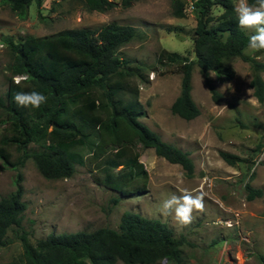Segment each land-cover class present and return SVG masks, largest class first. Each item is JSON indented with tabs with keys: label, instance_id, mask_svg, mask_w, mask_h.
I'll list each match as a JSON object with an SVG mask.
<instances>
[{
	"label": "rangeland",
	"instance_id": "1",
	"mask_svg": "<svg viewBox=\"0 0 264 264\" xmlns=\"http://www.w3.org/2000/svg\"><path fill=\"white\" fill-rule=\"evenodd\" d=\"M114 6L105 11L88 10L81 0H43L39 15L34 4L20 19L0 2V42L20 36H49L63 29L88 28L96 31L108 22L127 24L134 36L118 49L129 66L138 67L142 79H134L142 112L138 119L156 132L161 140L188 153L193 169L190 176L178 164H171L154 154L151 147L130 145L146 173L144 185L119 195L106 188L102 175L88 159L87 140L65 145L71 155L74 172L67 178L47 179L37 170L32 159L21 158V151L9 147V162L0 159V197L14 189L20 175L25 208L18 226L6 231L0 245V264H21L23 235L34 244L50 233L92 231L99 227L116 229L123 212L137 213L166 224L175 238L181 240L178 264H262L264 257V107L248 103L247 90L252 70L248 62L237 57L225 61L232 70L230 78L203 75L196 65L191 68L190 95L199 113L190 120L171 114L170 103L179 92L180 71L177 63L159 62L160 50L177 52L193 59L192 33L194 13L183 2V17L172 13L171 0H111ZM233 5L237 0H231ZM211 7L213 18L221 13ZM214 24V19L209 23ZM247 34L253 30L244 29ZM6 44V43H5ZM264 64V50L243 51ZM12 54L8 47L0 50V99L4 101L10 78ZM12 76L14 81V77ZM264 81V69L260 71ZM213 87L218 99L208 90ZM97 106L93 110L101 124L109 117L103 93L95 90ZM264 105V96L261 101ZM226 106V108H224ZM9 133L5 111L0 107V137ZM91 143V138L88 139ZM29 149H35L30 144ZM236 155L227 164L218 152ZM246 185L259 189V195L246 197ZM202 193L204 211L193 212L187 226L171 217L159 216L157 206L171 195L184 191ZM113 199H116L114 202ZM220 221L221 223H217ZM231 223V227L227 224ZM116 264H123L117 261ZM152 264H174L158 260Z\"/></svg>",
	"mask_w": 264,
	"mask_h": 264
},
{
	"label": "trees",
	"instance_id": "2",
	"mask_svg": "<svg viewBox=\"0 0 264 264\" xmlns=\"http://www.w3.org/2000/svg\"><path fill=\"white\" fill-rule=\"evenodd\" d=\"M43 0H0L20 19L27 16L34 4L39 15ZM88 10L105 11L114 6L111 0H81ZM172 1V13L183 17V2ZM130 0H121L124 6ZM249 4L254 0H248ZM218 5L222 11L213 18L210 10ZM231 0H193L195 26L192 33L193 59L177 52L160 50L159 62L177 63L180 71L179 92L170 103L171 114L190 120L199 113L191 95V68L196 65L207 76L230 78L231 68L225 61L237 57L248 62L252 70L249 85L252 95L262 101L264 81L260 71L264 64L243 51L250 34L237 23ZM214 19V24L209 23ZM135 34L134 27L108 22L96 31L88 28L63 29L49 36L24 35L16 40L5 39L12 54L10 78L0 107L5 111L9 133L0 137V159L10 164L8 148L21 151L23 158H31L38 172L47 179L67 178L74 172L71 155L65 145L75 140H87L88 159L102 175V183L111 191L125 195L134 191L140 181L144 185L146 173L138 162V154L130 145L138 143L151 147L156 156L171 164H178L190 176L193 165L188 153L161 140L160 136L139 119L142 112L134 79H142L138 67L129 66L118 49ZM27 74L29 80L17 85L12 76ZM38 91L47 97L38 109L18 106L13 97L20 91ZM95 90H100L109 108L106 123L93 113L97 106ZM214 100L216 90L208 84ZM91 138V143L88 140ZM32 144L35 149H29ZM219 156L227 164L238 157L225 151ZM248 199L259 195V189L246 185ZM20 175L14 189L0 197V245L5 234L18 226L25 208ZM115 202L116 199H113ZM21 264H152L165 259L180 263L181 240L171 229L156 219L133 212H123L116 229L99 227L92 231L50 233L31 244L23 235ZM264 264V257H261Z\"/></svg>",
	"mask_w": 264,
	"mask_h": 264
},
{
	"label": "clouds",
	"instance_id": "3",
	"mask_svg": "<svg viewBox=\"0 0 264 264\" xmlns=\"http://www.w3.org/2000/svg\"><path fill=\"white\" fill-rule=\"evenodd\" d=\"M233 11L236 14L238 26L242 29H251L253 34L248 37L247 48L253 52L264 50V0H254V3L249 4L248 0H237ZM7 45L0 42V50H3ZM217 74L214 73L213 76ZM29 80L27 74L14 77V83L18 86ZM251 89L247 90L248 103L253 108H262L260 99L251 96ZM15 103L22 107H31L38 109L42 104L46 103L47 97L41 92L20 91L13 97ZM226 108V106L224 107ZM204 197L202 193H193L184 191L180 195H171L165 198L157 206L156 212L162 217H171L175 223L180 226H187L192 222L193 212L204 211ZM217 223H221L217 221ZM231 227V223L227 224Z\"/></svg>",
	"mask_w": 264,
	"mask_h": 264
},
{
	"label": "built area",
	"instance_id": "4",
	"mask_svg": "<svg viewBox=\"0 0 264 264\" xmlns=\"http://www.w3.org/2000/svg\"><path fill=\"white\" fill-rule=\"evenodd\" d=\"M185 1H186V4H187V7L189 9H192V2H193V0H185Z\"/></svg>",
	"mask_w": 264,
	"mask_h": 264
},
{
	"label": "water",
	"instance_id": "5",
	"mask_svg": "<svg viewBox=\"0 0 264 264\" xmlns=\"http://www.w3.org/2000/svg\"><path fill=\"white\" fill-rule=\"evenodd\" d=\"M165 259H162V261H164Z\"/></svg>",
	"mask_w": 264,
	"mask_h": 264
}]
</instances>
